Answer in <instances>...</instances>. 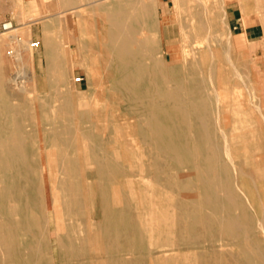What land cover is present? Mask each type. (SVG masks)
<instances>
[{
    "label": "rangeland",
    "instance_id": "rangeland-1",
    "mask_svg": "<svg viewBox=\"0 0 264 264\" xmlns=\"http://www.w3.org/2000/svg\"><path fill=\"white\" fill-rule=\"evenodd\" d=\"M110 1L0 0V139L9 134L14 122H19L24 139V161L18 155L11 159L9 167L0 166L2 257L13 264H30L27 249L34 230L38 229L31 216L42 227L47 224L40 206L31 211L26 205L31 195L29 186L37 188L40 184L43 159L55 168L63 166L66 173H73L82 182L89 210L99 213L104 203L115 227L108 231L110 223L98 215L85 237L78 231L74 233L68 226L70 215L66 208L72 205V194H61L58 220L61 235L64 243L69 235L74 248L73 254L63 259L68 264H114L117 260L125 264L254 263L257 261L254 251L264 257V232L259 229V224H264V37L253 43L246 41L238 34L239 30L230 29L228 10L235 8L246 23L264 26V0H207L214 9L215 21L206 15L201 16V23L188 20L183 29L186 34L182 36L173 0H155L156 44L162 49L169 41L177 51L175 64L170 65L176 77L192 93L199 92L198 85L203 81L204 93H212L216 88L229 104L216 122L215 115L209 117V124L211 137L219 147L220 163L228 164L226 175L220 174L228 179L238 202L229 206L218 191L217 209L193 201L198 194L209 191L194 178L190 166L180 170L163 151L153 149L142 139L139 127L132 128L134 119L127 114L131 105L136 104L133 96L120 90L117 83L124 73L132 75L131 68L110 58L107 52L115 51L106 36L108 14L114 15L119 10L110 6ZM8 21L12 27L1 29V24ZM127 22L135 26L136 37L146 36L145 29L135 24L134 19ZM29 42L38 45L31 47ZM51 46L58 56L50 63L46 50ZM139 50L135 43L130 44V51ZM181 51L195 53H189L183 61ZM15 76H19L17 84L12 86L11 78ZM147 82V78L142 79L139 88L145 91ZM18 85H25L27 90H17ZM212 107L215 110L214 102ZM187 135L204 150L194 121ZM84 136L92 139L90 147L84 145ZM104 147H108L107 153ZM225 148L234 166L230 165ZM118 153L124 154L122 162ZM103 157L108 159V170L96 162ZM177 171L187 176L178 179ZM56 174V180L63 181L67 188L65 185L71 179L64 173ZM87 181L92 183L91 187ZM181 184L183 188L178 195L176 191ZM173 210L176 218L171 227L157 220L165 211L169 215ZM212 212L219 217L237 218L246 229V238L228 237ZM49 217L52 228L55 216ZM20 218L23 231L14 223ZM25 219L29 221L25 223ZM138 226L144 240L134 245ZM165 243L173 252L162 251ZM239 243L252 250L249 253L252 260L244 257ZM9 248L13 254H9ZM54 255L50 264H60L62 257L55 249Z\"/></svg>",
    "mask_w": 264,
    "mask_h": 264
},
{
    "label": "bare ground",
    "instance_id": "bare-ground-1",
    "mask_svg": "<svg viewBox=\"0 0 264 264\" xmlns=\"http://www.w3.org/2000/svg\"><path fill=\"white\" fill-rule=\"evenodd\" d=\"M194 1L195 3L193 4L190 3L191 0H173L172 7L179 23L181 36L186 34L183 29L185 26L184 24L188 22V20H191L192 22L197 20L200 22L202 20L201 16L206 15L215 21L214 9L211 6L209 7L207 0ZM109 5L112 7H117L119 10L114 15L108 14L107 21L109 27L106 30V36L109 41V45L111 48L115 49V51L112 50L107 52L110 58H114L123 66H130L131 68L132 75H127L124 73L122 78L118 80L117 83L120 87V90L122 88L133 96V101L136 104L131 105V112L127 114L128 118L134 119V121L131 122L132 128L135 129L139 127L141 130L142 139L149 143L153 149L163 151L164 154L167 155L168 159L176 164L177 168L182 170L181 168L188 165L193 169L194 178L205 187V190L207 189V191H209L205 195L198 194L197 200H193L195 204L198 203L200 206V202H203L211 208L217 209L219 200L218 191H220L222 192L221 198H223L229 206H236L238 202L236 194L231 188L228 179L222 178L220 174L221 172H224V174L227 173L226 171L228 169V164L220 163L219 147L211 137V126L209 124V117H214L215 115L216 122L217 118L219 119L221 116V111H223L229 104H227L226 100L222 99L220 91H218L216 88L212 90V93H204L203 90L205 83L203 81H201L202 83H199L198 85L199 92L192 93L191 90H189V87L184 84L185 82L181 83V81L176 77V72L172 70L171 66L175 64L177 51H174V48H171L169 41L166 42V48L162 49H159L156 44L157 40L155 34L156 28L154 16L158 13V8L155 0H111ZM128 19H134L136 22L135 24L139 25L141 28H144L147 33L146 36L143 38L136 37L133 34L135 31V26H131V24L127 22ZM29 43L30 46L33 47L31 42ZM132 43H135L140 48V50L130 51V44ZM197 43L198 42L196 41L195 45ZM27 48L29 47L27 46ZM191 48L193 49L194 46ZM54 49V46H51L46 50L48 61H50V63L53 60H56L58 56L57 51H54ZM181 53V55H183V61H185L187 55L189 53H195V51H181ZM18 77L19 76H15L11 78L12 86ZM144 78H147L148 80L145 91L139 88L141 80ZM197 79L200 80L199 78ZM0 87H2L1 84ZM17 90L25 91L27 88L25 85H18ZM143 97L146 98V101H144ZM43 99L44 98H42V100ZM213 102L216 107L215 110L212 107ZM36 120H38L37 116ZM192 121H194L196 128L198 129L200 134L198 140L200 143L202 142L201 144H203L204 150L200 149L195 139L187 135V132L192 129ZM71 126L72 124H70V127ZM19 130V122H14L9 134L0 139V166L9 167L10 161L14 158V156L16 157L19 155L21 159L24 158L22 156L24 139ZM223 136L226 141V136L224 134ZM91 140L92 139H90V137L84 136V145H89L90 147V144L92 143ZM104 149L106 153L109 151L108 147H104ZM225 153L229 157L230 165L234 166V161L232 160L227 148H225ZM123 155V153H118V160L121 162L124 159ZM187 160L188 163H186ZM143 161L145 162V160ZM199 161H201L202 164H200ZM96 162L98 165L108 170L109 164L106 157L99 158ZM56 167L58 168L53 167V165L48 164L42 159L39 173L40 184L37 186V188L33 185L29 186L31 195L28 197L26 205L31 211H33L37 206H40L46 216L47 223L45 227H42L41 222L38 220L36 223L35 218L31 216V221H35V226L38 229L36 228L37 230H34L32 228V230L35 232L32 236V242L27 249L29 250L30 264H50L51 262H54V256H56L54 255V249L59 253L60 257H62L60 264H68V262L64 261L63 259L66 256L69 257L73 254L74 248L72 242L70 241V236L66 235V239L68 241L64 243L61 235V225L58 221L59 213L61 212L60 210H62V204L60 200L61 194L65 195L66 192H69V195L72 194V205H67L66 208H68L67 213L70 215L68 226L74 231V233L75 231H78L79 234L85 237L90 232V228L92 227L94 220L97 219L98 215L103 221H108L110 223V226L107 228L108 231H110V228L112 231L115 230V227L113 228L112 225L113 222L109 220L108 211L104 206V203L101 206L99 213H97L95 210L94 212H91L92 210H89L90 205L87 203L88 201L85 202L84 199V187L82 182L76 179L73 173L70 175V171L66 173L62 168L63 166L60 167L57 165ZM60 172L66 174L68 178L71 179V181L68 182V185H65L67 188H65L62 184L63 181L61 183V181L56 180V173ZM175 176L176 178L181 179L187 175L177 171ZM24 177L27 179V175H24ZM62 180H65V177H63ZM167 180L169 193H171V180L169 176L167 177ZM27 183L28 181L26 180V184ZM88 184L90 183L88 182ZM91 185L92 183L89 185V187H91ZM180 188H183L182 184L179 185L176 191L178 195L180 194ZM90 194L92 195L91 192ZM246 199L251 201L248 195H246ZM175 210H173L172 213H169V215L166 214L168 212L165 211L164 214L159 217V219L157 218V220H161L165 224H169L171 227V225L174 224L176 218ZM214 212L216 213V211ZM214 212H212L213 219L217 221L220 228L226 230L228 237L236 238L237 240H239V238H246V229L245 227L243 228L237 218L230 216H215L216 214ZM50 215L55 216V221L52 223V228L50 226ZM152 215L154 217V214ZM154 219L156 220V216ZM27 220L28 219H25V223ZM22 221L23 220H21V218L15 222L11 220L10 224L12 225L13 222H17L18 224L15 225V227H18L19 231H23ZM259 229L264 232V224L260 223ZM143 240V233L138 226L132 242L134 245H136V242L141 244ZM239 244L241 247L240 251L244 257H246V259L249 261L252 260L249 254L252 250L247 249L245 243ZM166 245L167 243L162 244V251L165 254L172 251V248ZM1 248L0 236V264H13L12 261H7L5 257H2ZM254 253L256 254L257 261H253L254 263L252 264H264V257L257 253V251H254ZM9 254H13L12 248H9ZM24 259H26V257ZM114 264L125 263L124 261L117 260L114 262Z\"/></svg>",
    "mask_w": 264,
    "mask_h": 264
},
{
    "label": "crops",
    "instance_id": "crops-1",
    "mask_svg": "<svg viewBox=\"0 0 264 264\" xmlns=\"http://www.w3.org/2000/svg\"><path fill=\"white\" fill-rule=\"evenodd\" d=\"M228 20L230 29L239 30L238 34L250 43L257 42L264 37V26L260 23H246L242 15L236 13L235 8L228 10Z\"/></svg>",
    "mask_w": 264,
    "mask_h": 264
},
{
    "label": "built area",
    "instance_id": "built-area-1",
    "mask_svg": "<svg viewBox=\"0 0 264 264\" xmlns=\"http://www.w3.org/2000/svg\"><path fill=\"white\" fill-rule=\"evenodd\" d=\"M11 27H12V22L11 21L3 22L1 24V29H3V30L9 29ZM31 44H32L33 47H35V46H37L38 43L37 42H31Z\"/></svg>",
    "mask_w": 264,
    "mask_h": 264
}]
</instances>
